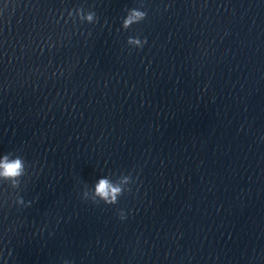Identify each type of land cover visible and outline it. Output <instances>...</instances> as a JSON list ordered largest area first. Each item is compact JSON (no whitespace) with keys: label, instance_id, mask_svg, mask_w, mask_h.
<instances>
[{"label":"clouds","instance_id":"9594fccd","mask_svg":"<svg viewBox=\"0 0 264 264\" xmlns=\"http://www.w3.org/2000/svg\"><path fill=\"white\" fill-rule=\"evenodd\" d=\"M142 7V6H141ZM69 18H78L81 22L96 23L98 22V17L94 11H87L83 8H77L68 11ZM147 12L141 10V8H130L127 9L126 16L122 19V28L124 30L129 29L134 24H139L145 20ZM127 43L131 46L142 48L145 43H147V38L143 40L137 37H129ZM28 164L24 157L20 155H14L13 153H7L0 156V185H7L8 188L12 190H19L22 184V178L25 177L27 173ZM134 183L132 174L127 175L120 174L116 180L109 178V176H104L99 178L92 188H88L87 185L84 186L82 192V199L90 200L93 203H100L101 201L106 205H116L119 202V198L125 194V192H130L131 188L128 187L130 184ZM14 202L18 205L30 206L31 202L25 204V201L19 195L15 196ZM120 219H125L124 213L121 211Z\"/></svg>","mask_w":264,"mask_h":264}]
</instances>
